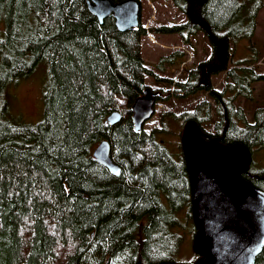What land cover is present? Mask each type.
I'll return each mask as SVG.
<instances>
[{"label":"trees","instance_id":"obj_1","mask_svg":"<svg viewBox=\"0 0 264 264\" xmlns=\"http://www.w3.org/2000/svg\"><path fill=\"white\" fill-rule=\"evenodd\" d=\"M174 2L186 21L150 31L176 33L187 44L202 31L211 50L189 67L183 50L160 56L161 75L142 58L148 30L141 21L119 31L112 16L100 23L87 0H0V264L174 262L193 225L190 185L180 140L174 152L160 137L174 122L194 119L204 139L264 148V101H255L252 121L237 103L253 100L252 85L264 73L252 64L256 56L235 63L231 50L253 38L263 0ZM173 64L184 77H168ZM45 69L42 118L12 119L9 88ZM219 74L222 87L212 82ZM147 78L172 86L152 89L158 101L198 92L207 99L160 111V127L137 132L131 105L150 88ZM114 111L121 118L110 124ZM104 139L119 175L93 158ZM242 177L264 191V169L250 166ZM254 264H264V247Z\"/></svg>","mask_w":264,"mask_h":264},{"label":"water","instance_id":"obj_2","mask_svg":"<svg viewBox=\"0 0 264 264\" xmlns=\"http://www.w3.org/2000/svg\"><path fill=\"white\" fill-rule=\"evenodd\" d=\"M87 7L100 23L112 16L119 31L131 30L140 23L141 5L137 0H87ZM154 95L146 88L131 105V121L137 132L154 113ZM120 118L114 111L106 121L115 124ZM180 143L196 229L192 250L199 258L192 263L165 264H254L264 247V191L242 177L251 165L249 150L240 143L205 140L194 119L185 122ZM203 144L205 149L200 148ZM109 154L106 139L92 152L98 163L119 175L120 169L111 164Z\"/></svg>","mask_w":264,"mask_h":264},{"label":"rangeland","instance_id":"obj_3","mask_svg":"<svg viewBox=\"0 0 264 264\" xmlns=\"http://www.w3.org/2000/svg\"><path fill=\"white\" fill-rule=\"evenodd\" d=\"M140 4V21L148 30L147 34L141 39V54L148 68L154 69V71L159 74L160 71L156 69V64L160 56H166L175 50H183L186 67L207 58L210 54L211 44L202 31H199L196 34L197 38H190V44L183 43L182 40L178 38L179 35L176 33L154 34L150 31L151 27L160 25L170 26L186 21V15L176 6L174 0H141ZM231 50L233 53L232 60L235 63L256 56L257 59L252 62V64L257 65L259 73H264V0L263 6L257 16V26L253 38L251 40L242 39L232 42ZM175 63H178V61H175ZM169 66L170 69L166 71L168 72V77H172L173 80H175V78L179 79L180 77H184L182 70H180V65L173 64L172 66ZM40 68L41 65L33 74L38 72ZM259 68L261 70H259ZM45 74L46 69L42 77L34 76L28 79H20L9 88L8 92L10 97H6V99L9 106V115L12 119L28 124H34L42 118L44 107L42 92ZM160 74L164 75L163 73ZM222 78V74L214 76L212 79L213 84L217 87H222ZM146 82L150 85L151 89L158 90L159 93L166 91L168 88L172 91V86H170L168 82L156 83L151 78H147ZM252 87L253 92L251 96L253 97V100H237V103L244 108L249 121H252L253 119L252 109L256 105L255 101L258 99L259 102L264 101V79L256 81ZM202 99H207V95L204 92H198L195 95L183 99L171 98L166 102L158 101L157 98L154 113L152 117L145 122L143 128L150 130L153 127H160L161 125L158 126L160 111L172 109L174 111L182 112L191 108L196 102ZM183 123L174 122L173 128L170 131L167 130V133L160 137V140H164L170 144V148L174 152L179 151L177 143L180 140ZM172 142L173 144L171 145ZM251 166L255 170L264 169V148H255L252 151ZM192 233L193 225H191L190 231L184 238L183 245L179 250L180 255L177 258L178 261L191 262L193 257H195V253L192 251Z\"/></svg>","mask_w":264,"mask_h":264},{"label":"bare ground","instance_id":"obj_4","mask_svg":"<svg viewBox=\"0 0 264 264\" xmlns=\"http://www.w3.org/2000/svg\"><path fill=\"white\" fill-rule=\"evenodd\" d=\"M101 142H102V141H101ZM211 142H212V141H210L209 145L211 144ZM204 145H205V144L201 145L200 148H201V149H205V148H202ZM109 158H110V160H111V164H113V165L119 167V169H120V166L112 160L110 154H109ZM192 220H193V219H192Z\"/></svg>","mask_w":264,"mask_h":264},{"label":"flooded vegetation","instance_id":"obj_5","mask_svg":"<svg viewBox=\"0 0 264 264\" xmlns=\"http://www.w3.org/2000/svg\"><path fill=\"white\" fill-rule=\"evenodd\" d=\"M187 179H188V176H187ZM188 208V207H187Z\"/></svg>","mask_w":264,"mask_h":264}]
</instances>
